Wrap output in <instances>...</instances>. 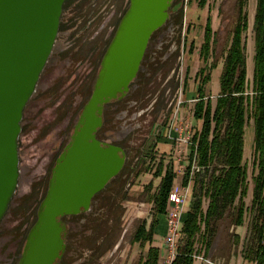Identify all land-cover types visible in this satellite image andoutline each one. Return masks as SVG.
Masks as SVG:
<instances>
[{"label": "rangeland", "instance_id": "1", "mask_svg": "<svg viewBox=\"0 0 264 264\" xmlns=\"http://www.w3.org/2000/svg\"><path fill=\"white\" fill-rule=\"evenodd\" d=\"M248 2L249 27L244 34V42L247 46L249 93L253 96L256 52L254 25L259 2L258 0H249ZM238 4V0H208L207 6L202 9L199 7V0H178L179 6L171 12L174 24L172 31L165 28L163 33L166 34V37L162 44L159 43L162 32L156 34L151 47L152 52L147 57L150 62L145 67L143 81L140 83L137 94L130 100L138 101L136 108H132L130 115L128 117L125 115L124 119H122L123 115L109 118V123L117 121L118 125H124V120H130L136 114L134 121L137 128L130 133L131 139L126 143V147L130 151L128 167L108 187L104 197L96 202L94 215L74 221L75 228L70 234L69 251L63 264H142L146 259L149 247H143L136 243L134 235L141 224L144 222L151 224L154 219V208L150 203L154 190L150 189V185L153 184V189H155L161 182L155 177L160 162L168 165L171 162L181 161L185 165L178 171L181 180L177 185L183 186V176L188 166L187 161L190 153L189 146L184 141L190 133L194 135L195 128L199 129L200 127L199 123L194 120L197 98L194 84L197 73L204 66L200 54L206 36L205 27L211 18L215 33L212 59L219 65L212 74L213 79L207 90L215 104L220 93V78L224 67L223 58L230 47L233 31L239 18ZM89 5L90 3L85 2L84 8H89ZM79 8L73 6L68 12L67 19L77 18L80 20L83 17L81 16L83 12ZM85 14L87 13L84 12ZM262 26L264 27V20ZM193 44L195 47L191 48ZM88 52L89 49L84 47L78 54L71 56L75 63L71 66L68 57L59 60L56 58L58 55L56 54V59L42 78L37 99L29 105L25 126L30 129L38 126L44 128L51 126L56 111L53 108L54 101L48 99L57 90L61 91L58 97L66 93L68 82L74 78L71 72L76 70V66L79 67L80 61L83 60L82 65L85 66V70L89 69L91 60L88 58ZM154 58L156 61L152 60ZM55 83L57 86L52 88ZM185 84H191L192 90L189 89L188 92L187 88H184ZM83 92L84 90H79L71 94L69 100L71 109L80 104ZM78 95L80 97L76 98ZM125 106L128 109V105ZM252 127L253 121L251 120L246 128L247 148L244 160L248 166L251 182V192L246 200V204L249 206H252L251 180L254 171ZM170 131L173 134L177 133L178 138L182 139V143L177 141L169 143ZM30 135L32 139L35 138V132ZM56 141L54 137L48 138L42 150L54 148ZM156 144L154 160L145 159L146 153L150 152V148ZM35 149L36 147L30 150L31 157L34 156ZM29 175V172H25L27 180ZM190 191L191 199L193 197L192 187ZM21 193L17 196L18 201L12 208V214L2 226L3 232L13 230L23 219L26 220L33 208L32 201L26 206L22 205L18 210L19 201L23 199V196H26ZM15 211L18 213H14ZM250 220L249 215L247 224L241 228L233 225L231 217L221 222L208 253L206 242L203 241V238H199L196 249H198V255L203 259L201 262L206 264L205 262L208 260L213 264H247L243 262L242 252L249 235ZM235 235L241 237L238 244L234 241ZM159 240L162 238L160 237Z\"/></svg>", "mask_w": 264, "mask_h": 264}, {"label": "water", "instance_id": "2", "mask_svg": "<svg viewBox=\"0 0 264 264\" xmlns=\"http://www.w3.org/2000/svg\"><path fill=\"white\" fill-rule=\"evenodd\" d=\"M67 0H0V224L18 189L19 137L25 108L33 98L55 48ZM174 0H131L108 48L74 142L59 160L46 199L38 209L20 264H56L66 250L62 218L90 211L94 197L125 164L120 148L96 138L103 106L129 92L153 34L169 21Z\"/></svg>", "mask_w": 264, "mask_h": 264}, {"label": "trees", "instance_id": "3", "mask_svg": "<svg viewBox=\"0 0 264 264\" xmlns=\"http://www.w3.org/2000/svg\"><path fill=\"white\" fill-rule=\"evenodd\" d=\"M208 0H199L204 9ZM249 0H238V21L229 49L223 58L220 93L214 104L208 95L213 72L219 63L213 61L215 33L211 18L205 27V40L197 73V98L194 120L199 123L189 144L188 166L183 176V187H192L191 207L183 216L184 226L178 256L172 264H194L199 257L196 245L199 238L206 242L207 253L217 235L219 224L229 217L233 225L244 227L250 215L248 237L242 252L243 262L264 264V0H258L254 31L256 52L254 57L253 96L249 93L247 46L244 34L249 27L247 8ZM194 44L191 48H194ZM188 84L186 85L187 88ZM253 121L254 171L252 174V206L246 204L250 195V175L245 160L246 128ZM151 161L153 156L149 157ZM178 163L160 162L155 177L160 184L150 199L154 208L152 224L144 222L137 229L134 241L148 246V255L142 264H159L160 253L155 244V230L159 217L167 215L170 197L177 180ZM205 202L208 208L205 209ZM240 243L241 237L235 235Z\"/></svg>", "mask_w": 264, "mask_h": 264}, {"label": "flooded vegetation", "instance_id": "4", "mask_svg": "<svg viewBox=\"0 0 264 264\" xmlns=\"http://www.w3.org/2000/svg\"><path fill=\"white\" fill-rule=\"evenodd\" d=\"M85 2L88 4L90 3L89 8H84ZM130 3L131 0H67L63 7L64 12L61 18V26L57 36L55 48L45 66L46 68L43 71L39 80L40 83L32 96L33 98L29 101L24 110L25 113L21 123L22 131L19 137L18 149L20 155L19 169H21V175L18 182L19 186L17 192L13 197L14 199L7 211V215L0 224V264H20L23 256L22 254L28 243L27 238L38 219V209L46 199V195L50 189L51 180L54 177L59 160L66 154L68 148L74 142V135L78 129L81 117L86 110V105L90 102L94 95L93 92L98 81L97 79L102 70V61L108 52L107 50L113 42V39L115 38V34L123 22L122 20L130 9ZM172 5L173 7L169 12V21L164 27L157 30L156 33L153 34L154 36L147 48L148 51L142 61L141 70L135 80L131 83L129 92L125 96L120 95L111 103L103 106V114L101 115L102 126L98 129L96 138L105 148H120L123 151L121 154L125 158V166L118 176L114 178L102 192L98 193L94 197L90 206V211L87 212L83 210L82 213L76 216H65L62 218L61 222L65 227L62 238L65 240L66 250L63 253L62 260L58 261L56 264H63L68 255L67 253L70 246L69 237L75 228L74 221L94 215L96 202L104 197L108 187L116 181L128 167L130 151L127 149L126 143H128L131 139L130 133L137 128V124H135L134 121L136 120V114L130 120H124V125H118L117 121L109 123V118L114 116L120 117L123 115L122 119H124L126 117L125 115H127V117L130 115L132 108H136L135 106L138 104V101L135 100L132 102L130 100L137 94L141 85L140 83L143 81L145 67L147 63L150 62L147 57L152 52L151 47L154 43V39L156 38V34L162 32V36L159 39V43L162 44L163 39L166 37V34L163 33L165 28L167 27L168 31H172L174 26L171 12L179 6L178 0H174ZM73 6H78V8L80 6L79 9L83 12V14H81L83 17L80 20L77 18L74 20L67 19L68 12ZM84 12L87 14L84 15ZM90 39L91 41H89ZM84 47L89 49L88 58L91 60L89 64L90 67L85 70V66L82 65L83 60L80 61L79 67L77 68L76 66V70L71 72L74 78L68 82V87L65 89L66 93L61 95V97H58L61 91L57 90L56 93L54 95L52 94L48 99L49 101H54L53 108L56 111V116L53 117V123L50 124L51 126L44 128L43 126L39 127L37 125L38 127L34 129H30V127L28 128L25 126L24 124L27 121L26 115L29 105L37 99L36 96L38 94L42 78L50 68L51 63L56 58L62 60L63 58L68 57L70 66L73 64L75 65L71 56L78 54ZM56 54L58 55L55 58ZM152 60L156 61V58ZM186 85L187 84H185L184 87L185 89ZM56 86L57 83H55L52 88ZM79 90H84L83 97L81 98L82 100L79 105L71 109L69 106L71 94L75 91L78 92ZM79 97L80 96L78 95L76 98ZM125 105H128V109L125 108ZM33 132H35L34 139H32V136L30 135L33 134ZM51 137H54L57 140L55 143L56 146L54 148H50L49 150H42L44 144H46L45 142ZM160 137L162 136L160 135ZM38 145L39 147L37 148ZM34 147H36L33 152L34 156L31 157L32 154L29 152ZM156 147L157 144L150 148V152L153 151V153H146L145 159L153 156ZM25 172L30 173L28 180L25 177ZM20 193L26 196H23V199L19 201L20 206L18 207V210L21 209L22 205L26 206L32 201L34 203L32 206L33 208L28 214L26 220L23 219V221L19 223V225H16L13 230L3 232L2 226L5 220L10 216V214H12V208L18 201L17 196L20 195ZM14 213H18V211H15Z\"/></svg>", "mask_w": 264, "mask_h": 264}, {"label": "built area", "instance_id": "5", "mask_svg": "<svg viewBox=\"0 0 264 264\" xmlns=\"http://www.w3.org/2000/svg\"><path fill=\"white\" fill-rule=\"evenodd\" d=\"M179 135L177 133H169V139L171 141H177L182 143V139L178 138ZM192 134L188 136V138L184 141V143L190 144L192 139ZM191 187H179L176 185L172 191L170 197V209L167 213V234L164 240L165 242V256L162 264H172L178 256V248L180 245V241L183 237V216L186 213L187 203L190 201V191ZM199 260H203L200 256L197 258ZM206 263L213 264L207 260Z\"/></svg>", "mask_w": 264, "mask_h": 264}, {"label": "crops", "instance_id": "6", "mask_svg": "<svg viewBox=\"0 0 264 264\" xmlns=\"http://www.w3.org/2000/svg\"><path fill=\"white\" fill-rule=\"evenodd\" d=\"M195 85V91H196V89H197V84L195 83L194 84ZM189 89H191L192 90V85L191 84H189L188 86H187V91L189 90ZM189 92V91H188ZM196 95H197V91H196ZM253 128V135H254V138H255V132H254V126L252 127ZM246 137H247V132H246ZM254 138H253V144H254ZM170 140V139H169ZM169 143H172L171 142V140L169 141ZM246 143H247V141H245V147H246ZM247 148V147H246ZM246 148H245V155H246ZM245 158V157H244ZM175 163H178V168H177V174H178V171L182 168V167H184V165H185V163H182L181 161H175ZM184 179V178H183ZM180 177H179V175H178V177H177V180H176V182H175V186L177 185V184H179V182H180ZM182 183H183V181H182ZM191 199H192V197H191ZM191 199H190V201L187 203V209H186V212H188V210L190 209V205H191ZM205 209H207L208 208V206H207V202H205ZM158 220H159V222H160V224H159V226L156 228V230H155V244L154 245H157L156 247L159 249V250H161V253H160V260H159V264H162L163 262V259H164V256H165V253H166V250H165V242H164V240H165V237H166V234H167V215H163L162 217H159L158 218ZM184 226V225H183ZM161 237L162 238V240H159V238ZM206 263V262H205ZM194 264H203L202 262H201V260H199V259H196L195 260V262H194ZM206 264H209V263H206Z\"/></svg>", "mask_w": 264, "mask_h": 264}]
</instances>
